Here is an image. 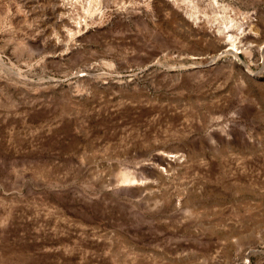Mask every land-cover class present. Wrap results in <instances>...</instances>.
I'll return each mask as SVG.
<instances>
[{
  "label": "rangeland",
  "instance_id": "obj_1",
  "mask_svg": "<svg viewBox=\"0 0 264 264\" xmlns=\"http://www.w3.org/2000/svg\"><path fill=\"white\" fill-rule=\"evenodd\" d=\"M212 1L0 0V264H264V0Z\"/></svg>",
  "mask_w": 264,
  "mask_h": 264
},
{
  "label": "bare ground",
  "instance_id": "obj_2",
  "mask_svg": "<svg viewBox=\"0 0 264 264\" xmlns=\"http://www.w3.org/2000/svg\"><path fill=\"white\" fill-rule=\"evenodd\" d=\"M54 1V3H57V2H59V1H63V0H53ZM78 1H80V2H83V5H82V7L83 8H85V9H83L84 10V19H86V18H88L89 16L91 17V15H93V12H92V9H93V7H94V3L96 2L97 4H99L100 3V0H74V2H78ZM213 3H211V5L213 6L214 4H217V2H216V0H213L212 1ZM78 4V3H77ZM81 4V3H80ZM72 11L74 10V9H71ZM94 11V10H93ZM69 12V11H68ZM77 11H75V13H76ZM79 12V11H78ZM78 12L76 13V14H78ZM83 12V11H82ZM81 12V13H82ZM1 13L2 12H0V15H1ZM74 14V13H73ZM79 15H82V14H79ZM71 16H72V13H71ZM192 16V15H191ZM67 17V16H66ZM69 17V16H68ZM80 17V16H79ZM63 19V18H62ZM74 19H77L76 17L74 18ZM198 18L196 17V20H197ZM80 20V19H79ZM227 20H229L228 21V25L225 27V29H224V31H218L219 33H229L231 30H233L236 26H237V24H236V22H234V20L233 19H231V18H228ZM64 21V20H63ZM77 21H78V19H77ZM82 21V20H81ZM81 21H78L77 23L79 24L78 26H81ZM66 22V21H65ZM76 23V24H77ZM83 23L84 24H86V20H83ZM0 24H1V16H0ZM77 26V27H78ZM65 27V26H64ZM68 27H69V25H68ZM80 28V27H79ZM241 31V30H240ZM218 33V34H219ZM241 34H243V33H239L238 35L240 36ZM239 36H235V35H233L232 33L231 34H227L226 35V38L228 39V45H229V48L228 49H230V52L233 54V56H235V58L237 57V54L238 53H240L239 51H238V47H237V43H239ZM226 42H227V40H226ZM45 44V43H44ZM239 46V45H238ZM3 64V63H2ZM172 157H174V156H170V158H172ZM125 181H127V182H130V181H134V178H131V177H129L128 175L126 176L125 175ZM250 253H256L257 254V249H253L252 251H250L249 252V254Z\"/></svg>",
  "mask_w": 264,
  "mask_h": 264
}]
</instances>
